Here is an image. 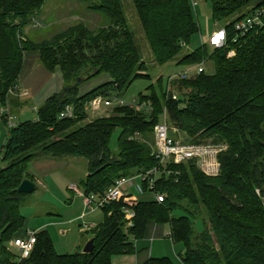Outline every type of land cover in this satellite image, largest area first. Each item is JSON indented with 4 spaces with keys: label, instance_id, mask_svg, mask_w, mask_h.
Instances as JSON below:
<instances>
[{
    "label": "trees",
    "instance_id": "1",
    "mask_svg": "<svg viewBox=\"0 0 264 264\" xmlns=\"http://www.w3.org/2000/svg\"><path fill=\"white\" fill-rule=\"evenodd\" d=\"M45 1L0 0V105L5 107L16 89L27 50H38L39 62L47 70L60 67L68 88L47 98L36 109L35 119L7 127L9 143L2 157L6 165L0 168V264H112L113 257L135 252L134 241L144 237L149 221L166 224L173 242L184 245L183 264H264V18L262 26L244 36L233 29L235 21L264 6V0L239 15L251 0H210L213 20L224 22L226 45L201 43L177 65L208 58L214 64L213 74L203 69L186 79L157 78L146 93L138 94L137 101L145 104L142 110L116 106L111 109L114 116L84 125L78 123L85 119V106L92 98L121 97L133 81L151 76L140 61L120 0H81L87 3V12L106 18L105 24L90 28L80 21L49 38L31 39L24 28ZM132 4L159 66L183 53L199 29L188 0H132ZM231 50L233 55L228 54ZM101 73L111 80L80 92L82 82ZM66 105L74 106V117L59 119ZM164 112L173 139L177 140L172 132L176 129L185 134L182 143L208 140L214 146L226 145L216 154V175L203 172L196 159L160 163L154 153L153 127ZM1 119L8 122V114L3 112ZM116 128L120 133L112 150L109 144ZM35 147L43 156L85 158L88 174L80 185L84 195L102 194L116 179L157 168L153 188L148 179L142 180L151 198L129 194L105 204L103 220L90 230V253L79 249L59 254L47 229H41L35 233L30 255L18 262L8 243L26 235L22 233L26 218L20 212L25 194L17 187L27 177L28 163L39 156L27 153ZM153 192L164 194V200L157 202ZM175 210L183 215L176 216ZM197 218L204 224L201 233L195 231ZM142 264L175 263L164 256Z\"/></svg>",
    "mask_w": 264,
    "mask_h": 264
},
{
    "label": "rangeland",
    "instance_id": "2",
    "mask_svg": "<svg viewBox=\"0 0 264 264\" xmlns=\"http://www.w3.org/2000/svg\"><path fill=\"white\" fill-rule=\"evenodd\" d=\"M192 14L195 18V21L198 24V31L194 33L189 40L188 45L186 46V49L183 53L178 55L175 59L169 61L168 63L164 65H157L154 62V59L152 57L150 48L148 46V43L146 42V39L144 37L141 25L136 17L134 6L132 4V0H120L122 9L124 11L125 17L127 19V24L129 29L133 32L135 44L137 46L138 54L140 56V61L144 62V64L147 67V74L151 76V80L146 79H137L133 81V83L127 87L123 92L122 96L125 101L129 102L133 99L137 100L139 93H146L147 92V86L150 83H155L157 78H162L164 81L168 79L170 76H174L177 73L190 68L189 71L190 75L194 73V67L197 64L190 65V66H183V65H177L178 60L188 51H192L197 49L201 46V41L206 42L208 39V36L210 33L219 27L223 26L224 22L219 21L215 22L213 20L212 16V5L210 0H188ZM263 0H251L245 7H243L238 13L242 14L243 12H246L248 9L256 6ZM86 2H83L81 0H46L45 6L43 9L44 15L48 17V22L54 21L52 24L47 26L45 29H40V32L36 34L35 31H33L32 34H30L31 39H46L49 38V35H51L53 32L57 31L58 29H64L67 25H71L73 22L77 23L79 21H83L89 25L90 28H94L100 24L106 23V18L99 17V15L91 14L89 11L87 12ZM73 11L72 15H78L77 18H72V15H68L70 18H64V16ZM84 14H87L84 16ZM74 19L75 21H72ZM77 19V20H76ZM29 29V28H28ZM35 34V35H34ZM36 36V37H35ZM234 54L233 50H231L228 54L230 55ZM26 55L27 58H29L33 61V59L39 57V51L38 50H27L23 54ZM23 56V61H24ZM28 60V59H27ZM26 60V65L28 66L29 63ZM204 70L207 74H213L214 73V64L213 61L210 59H205L203 64ZM111 80L110 75L107 73H101L97 77L84 81L81 83L79 90L81 93H83L86 90L92 89L93 87H96L102 83H105L107 81ZM156 84V83H155ZM166 84V82H165ZM66 87L63 85V90ZM171 88V86H170ZM116 92H112V94H115ZM86 117L83 121L79 122V125H84L89 121H93L94 119H97L98 117H108V116H114L112 113V110L110 108H105L101 106L99 109H86ZM2 114V113H1ZM36 118V110L32 109V106H27L25 109L24 114L20 115H13L11 118L8 119V122L4 123L2 119L0 118V143H5L6 141V134L8 132L7 127L11 125H15L18 122L24 121V120H33ZM173 135L177 136V140L183 141L185 140V134L178 132V130L173 129L172 130ZM120 133V129L116 128L115 131L112 134V137L110 139V147L112 150H116V140ZM154 138V137H153ZM202 144L205 145H211L213 143H210L208 140L207 142H204ZM215 145V144H213ZM216 146H219L218 149H226L225 144H216ZM41 148L35 147L31 149L27 153H37L40 157H37L33 159L27 168V172L34 176L38 182L35 183L36 189L28 194H25L24 202L20 207L21 214L26 218V227L24 226L22 228V233L25 232L27 228V222L29 221L31 223L45 221L46 220V213H57L59 216H61V220L64 221V225H61V227H58L56 225L52 226L51 228L47 229V231L50 234V237L53 242L54 250L59 254H66V253H74L77 251V246L74 245V240L78 239V229L80 225L83 224H89L91 222L98 223L99 221H102L104 215L101 209H95L94 212L88 213V215L85 217V219L82 220H76V216L80 214L82 211L81 209V199L78 198L74 192L71 189H67V185L69 182H75V185L79 187V181L84 179L87 175V161L83 157H71V156H65V157H52V156H43L41 154ZM217 149V150H218ZM215 154L217 152L216 148H214ZM218 150V151H220ZM2 149L0 148V168H3L6 163L2 162ZM48 159L47 161H45ZM45 161L46 164L44 166L39 167V161ZM2 162V164H1ZM56 184H55V183ZM125 188H127V191L129 194H132L135 197H142L145 195L146 198H151L150 194L145 193L143 187H142V180L140 177H132L130 178L129 182L124 185ZM125 188L123 190H125ZM72 200V202H71ZM84 200V199H83ZM264 202V197H263ZM89 210V209H88ZM91 211V210H89ZM174 214L176 216H181L183 213L180 210H175ZM90 215V216H89ZM89 216V217H88ZM194 227L195 231L197 233H201L204 230V224L200 218H197L194 220ZM58 228H65L69 229V232L67 235H61L58 232ZM11 242V241H10ZM10 242L8 243V249L16 255V259L19 257V252L16 249V247H13ZM169 244L168 242H166ZM169 246V245H168ZM170 251L167 250L168 256H171L172 259H174L175 264H183L181 261H179L175 254H173L171 247ZM174 251L176 253H180L181 251H184L185 247L182 243L177 244L174 247ZM184 253V252H183ZM181 254V256L183 255ZM177 254V255H178Z\"/></svg>",
    "mask_w": 264,
    "mask_h": 264
},
{
    "label": "crops",
    "instance_id": "3",
    "mask_svg": "<svg viewBox=\"0 0 264 264\" xmlns=\"http://www.w3.org/2000/svg\"><path fill=\"white\" fill-rule=\"evenodd\" d=\"M45 4L39 11V13L32 18L31 23L25 26L24 28V33L26 36L30 37L29 35L33 33V31L38 34L40 32V29L46 28L50 24H52L54 21L48 22V17L47 15L45 16L43 13ZM73 11L67 13L64 18H70L68 15H72ZM92 14V13H91ZM87 14H84L86 16ZM76 15H72V18H77ZM77 20V19H76ZM72 21H75L72 19ZM80 22V21H79ZM78 23V22H77ZM73 22L71 25H67V27L72 26L74 24H77ZM29 28V29H28ZM63 29H58L57 31L53 32L52 34L61 31ZM39 31V32H38ZM51 34V35H52ZM35 35V34H34ZM49 35V37L51 36ZM36 37V36H35ZM28 59V60H27ZM26 60L29 63V58L27 56H24V61H23V66L22 70L19 74L16 89L11 92V97L9 99V102L5 107H2L0 105V109H3L5 113L8 114V119L11 118L13 115H20L24 114L25 109L27 106H32V109L36 110L40 105H42L47 98H49L51 95L55 93H59L60 91L63 90V76L60 67L56 66L53 71L47 70L45 67L41 65L39 62V57L33 59V61L30 59V63L28 66L26 65ZM95 88V87H93ZM92 88V89H93ZM91 90V89H89ZM86 90L83 93L89 91ZM1 118V114H0ZM6 140H7V134H6ZM1 141V140H0ZM6 143V141H5ZM5 143H0V148L2 149L3 153V147ZM40 157V156H38ZM46 159L45 161H47ZM44 160L39 161V167L48 165L46 164ZM3 162V160H2ZM1 162V164H2ZM31 162V161H30ZM29 162V163H30ZM28 163V165H29ZM27 165V168H28ZM88 169H86L87 171ZM88 174V171H87ZM87 176V175H86ZM85 176V177H86ZM27 178L32 179L34 183L38 182V180L30 175L27 172ZM85 179V178H84ZM82 179V180H84ZM55 183V182H54ZM56 184V183H55ZM81 180L79 181V187L75 185V182H69L67 185V189H71L74 194L81 199V212L78 214L75 218L76 220H82L85 219V217L88 215V213H92L95 211V209L89 211L88 209L85 208L84 206V201H83V190L81 188ZM126 185V184H125ZM125 186L122 187V196L129 195L127 188L123 190ZM132 195V194H131ZM72 202V200H71ZM96 209H101V208H96ZM102 210V209H101ZM103 212V211H102ZM46 220L45 221H40V222H35L29 223L27 222V228L26 232L29 230H34L38 231L41 229H49L52 226L56 225L58 227H61V225H64V221L61 220V216H59L57 213H46ZM90 216V215H89ZM88 216V217H89ZM103 220V219H102ZM26 221L25 220V227H26ZM101 221L98 223L91 222L88 225L83 224L80 225L78 229V239L74 240V245L77 246V249L82 251V248L84 244L91 238V232L90 230L94 228L96 225H98ZM169 231V228L166 224L162 223H156L154 221H149L147 226H146V231L144 234V237L138 240L134 241V247H135V252L134 253H125V254H120L112 259V264H142L146 260H148L151 257H169L172 259L171 256H168L167 250L170 251V248L172 249L173 254H175L176 258L181 261V254L184 251H181L179 254L174 251V247L179 244L173 242L171 237L167 235V232ZM58 232L61 235H67L69 232V229L65 228H58ZM168 242L169 244H167ZM169 245V246H168ZM178 254V255H177ZM174 262V259H172Z\"/></svg>",
    "mask_w": 264,
    "mask_h": 264
},
{
    "label": "built area",
    "instance_id": "4",
    "mask_svg": "<svg viewBox=\"0 0 264 264\" xmlns=\"http://www.w3.org/2000/svg\"><path fill=\"white\" fill-rule=\"evenodd\" d=\"M264 18V6L253 11L250 15L238 19L234 22L233 29L240 36H244L252 29L260 27L263 25ZM228 40L227 31L224 26L219 27L218 29L212 31L208 36L206 42L201 41V43H207L211 47L220 48L226 45ZM232 41H235V38H232ZM232 53H230L231 55ZM204 61L192 67L194 73H199L203 71ZM190 68H187L174 76H170L168 81L174 79H186L190 76ZM176 96L173 94L172 96ZM130 106L135 110L139 111L145 107V104H140L137 100L133 99L129 102L125 101L123 97L112 96L105 98L101 95H97L92 98L87 104L86 109H99L101 106L105 108H114L116 106ZM5 112L3 109H0V114ZM74 117V106L66 105L58 114L59 119L63 118H73ZM154 135V153L157 158H159L160 163L164 164L166 162L182 163L190 159H196V164L200 169L208 175H216L218 173L219 164L216 160V154L218 152L219 146L214 145H205V144H186L182 143L180 140H175L169 135V127L166 120V113H163L162 119L160 122L154 125L153 127ZM216 148L217 152L215 154ZM158 169L153 168L148 170L145 173L138 174L133 177H140L141 180L148 179L149 188H153L155 182V175H157ZM154 176V177H153ZM130 178H119L114 181V184L110 186L102 194H89L83 196L84 206L86 209L93 210L96 208H102L105 204H108L111 201L116 200L117 198L123 195L122 187L127 184ZM153 198L157 202H162L164 200V194L162 193H152ZM132 216V213H130ZM36 231L29 230L26 232L25 236L17 237L11 240L10 244L19 252L18 262L27 258L35 245V236ZM167 235L170 236V232H167Z\"/></svg>",
    "mask_w": 264,
    "mask_h": 264
},
{
    "label": "water",
    "instance_id": "5",
    "mask_svg": "<svg viewBox=\"0 0 264 264\" xmlns=\"http://www.w3.org/2000/svg\"><path fill=\"white\" fill-rule=\"evenodd\" d=\"M64 91L67 92L68 91V88H65ZM8 143H9V140H7L6 145H8ZM35 189H36L35 183L31 179H29L27 177L23 178L22 181L20 182V184L17 187V191L19 193H21V194L31 193ZM92 250H93V239L90 238L84 244V246L82 248V252L83 253H90V252H92Z\"/></svg>",
    "mask_w": 264,
    "mask_h": 264
}]
</instances>
